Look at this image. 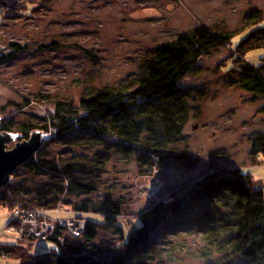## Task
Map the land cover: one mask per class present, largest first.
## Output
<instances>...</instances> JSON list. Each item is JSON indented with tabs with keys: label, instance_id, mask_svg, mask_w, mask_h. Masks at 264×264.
<instances>
[{
	"label": "rangeland",
	"instance_id": "rangeland-1",
	"mask_svg": "<svg viewBox=\"0 0 264 264\" xmlns=\"http://www.w3.org/2000/svg\"><path fill=\"white\" fill-rule=\"evenodd\" d=\"M197 25L232 37L228 44L208 49L157 112L170 120L172 134L148 122L133 138L114 133L90 139L88 133L77 132L50 143L51 136L58 139L52 129L42 132L48 136L32 156L81 165L79 177L94 190L64 195L68 206L50 210L0 203V264H50L52 231L57 228L62 239L83 236L87 218L101 219L95 209L106 197L121 202L115 223L126 234L140 226L138 217L156 202L180 205L179 212L150 235V251L138 252L148 264H220L224 255L213 247L206 250V224L184 218L189 214L218 225L222 216L216 211L224 210L217 203L222 198L203 202L191 193L231 180L235 173L249 176L264 199V158L251 155V138L264 131V95L238 83L246 64L264 65V0H17L10 8L0 3V127L9 128L0 135H14L4 141L5 150L12 149L22 142L20 127H48L60 104L77 107L88 94L129 87L153 49ZM10 44L24 48L7 56ZM142 116L132 114L129 121ZM150 133L164 138L175 152L184 151L188 160L159 164V158L147 152L150 165L141 167L145 156L140 145ZM22 177L30 198L50 181L39 173ZM13 190L7 197L12 198ZM226 196L221 205L231 208L232 199ZM82 203L86 212L80 210ZM117 240L111 229L97 233L101 247Z\"/></svg>",
	"mask_w": 264,
	"mask_h": 264
},
{
	"label": "trees",
	"instance_id": "trees-1",
	"mask_svg": "<svg viewBox=\"0 0 264 264\" xmlns=\"http://www.w3.org/2000/svg\"><path fill=\"white\" fill-rule=\"evenodd\" d=\"M231 37L230 34L197 25L190 31L179 34L174 41L153 49L143 59L140 73L129 87L122 86L115 91L105 89L88 94L81 98L77 107L62 103L53 112L48 127L32 123L20 127L19 141L28 140L31 132L42 133L47 132L48 129H52L50 131L55 138H58L54 141L51 136L50 143L68 140L77 132L88 133L90 139L106 137L114 133L117 136L133 138L141 133L147 122L150 126L158 123L165 133L172 134L174 129L170 120L157 112L166 104L167 98L177 93L179 81L191 71L197 60L208 49L228 44ZM262 38L264 40V28ZM9 46L11 52L7 56H13L16 54L14 52L24 48L18 44ZM229 69L234 67L231 66ZM238 83L239 87L246 91L264 95V65L254 67L246 64L240 70ZM132 114L143 115L144 119L129 121ZM8 130L6 126L0 127V132ZM150 134L152 136L145 139L143 145L140 143V149L145 156L141 161V167L150 165L147 152L158 157L161 161L159 164L168 159L171 162L184 161V163L188 160L189 157L184 151L175 152L169 148L164 138L159 139L158 137L161 136ZM251 143L252 158L255 159L257 154H261L264 158V131L254 135ZM18 172L19 178L16 174ZM37 173L49 176L50 181L46 186L37 188L30 198L31 193L25 189L22 176L32 177ZM81 175H83L81 165L59 164L54 158L32 156L19 166L15 173L12 172L7 185L0 189V203L9 202L13 203L10 204L12 207L22 208L36 206L53 209L58 205L68 206L66 203L69 201L64 200L62 196L75 193L89 194L94 190L90 184L82 181ZM219 183L217 185L211 183L197 193L191 194L194 195L195 200L211 203L221 197L222 200L217 204L224 212L216 211L222 216L220 223L217 225L212 218L213 222L195 219L189 214L184 221L194 222L199 226L206 224L205 231L202 232L204 240L208 243L209 249L206 250L213 247L216 248V252H221L224 256L220 259V264H264V199L250 185L249 176L235 173L231 180L224 179ZM7 186L9 189L6 190L5 196L4 190ZM12 189H14L13 195L9 198L7 195L11 194ZM227 194L232 199L231 208L221 205ZM15 200L19 202L15 203ZM190 200L193 201L191 198ZM121 205L118 200L104 198L95 209L101 219L87 218L85 233L79 238L67 236L62 239L60 231L56 228L48 239L54 245L51 249L53 256L50 264H148L138 252L150 251L151 248L147 245L150 235L169 222V218L179 212L180 205L173 200L156 202L146 212L140 214L138 217L140 226L128 234L125 233L122 225L115 223V217L121 214ZM80 210L87 211L83 203ZM206 211L209 213L211 210ZM104 229H111L118 235V240L101 247L96 242V238L97 233ZM218 237L221 239L219 242ZM151 252L153 253V250ZM155 253L157 254L156 251ZM36 260L39 259H34L35 262H39Z\"/></svg>",
	"mask_w": 264,
	"mask_h": 264
},
{
	"label": "water",
	"instance_id": "water-1",
	"mask_svg": "<svg viewBox=\"0 0 264 264\" xmlns=\"http://www.w3.org/2000/svg\"><path fill=\"white\" fill-rule=\"evenodd\" d=\"M16 2L17 0H0L6 8L12 7ZM46 136L48 135L35 131L30 134L28 140L16 143L14 148L5 150L4 141L13 140L14 135H0V187L8 182L18 165L33 155Z\"/></svg>",
	"mask_w": 264,
	"mask_h": 264
},
{
	"label": "bare ground",
	"instance_id": "bare-ground-1",
	"mask_svg": "<svg viewBox=\"0 0 264 264\" xmlns=\"http://www.w3.org/2000/svg\"><path fill=\"white\" fill-rule=\"evenodd\" d=\"M48 210H50V209H48ZM117 220V219H116Z\"/></svg>",
	"mask_w": 264,
	"mask_h": 264
},
{
	"label": "built area",
	"instance_id": "built-area-1",
	"mask_svg": "<svg viewBox=\"0 0 264 264\" xmlns=\"http://www.w3.org/2000/svg\"><path fill=\"white\" fill-rule=\"evenodd\" d=\"M53 232V231H52Z\"/></svg>",
	"mask_w": 264,
	"mask_h": 264
}]
</instances>
